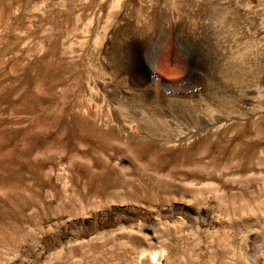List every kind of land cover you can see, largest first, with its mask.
Returning <instances> with one entry per match:
<instances>
[{
  "label": "rangeland",
  "instance_id": "obj_1",
  "mask_svg": "<svg viewBox=\"0 0 264 264\" xmlns=\"http://www.w3.org/2000/svg\"><path fill=\"white\" fill-rule=\"evenodd\" d=\"M23 1L0 0V264H264V227L254 225L264 222V113H232L220 127L211 123L223 114L204 115L208 103L239 92L228 58L237 36L223 39L201 11L209 2L236 9L240 35L254 37L262 55L264 0H192L188 9L200 19L187 20L178 44L170 30L165 45L154 36L112 50L94 44L106 26L167 0H119L110 13L115 0H36L43 21L25 48L41 54L29 67L30 88L19 75ZM93 47L103 51L104 69L108 60L123 64L134 83L151 64L169 88L161 101L166 125L192 131L190 140L144 144L138 136L127 152L114 126L82 115L78 95L106 92L134 96L132 111L143 115L138 86L134 94L116 95L113 82L90 91L82 64ZM244 92L237 106L264 103V72ZM201 125L207 130L195 133ZM197 212L207 213L206 223H197Z\"/></svg>",
  "mask_w": 264,
  "mask_h": 264
},
{
  "label": "bare ground",
  "instance_id": "obj_2",
  "mask_svg": "<svg viewBox=\"0 0 264 264\" xmlns=\"http://www.w3.org/2000/svg\"><path fill=\"white\" fill-rule=\"evenodd\" d=\"M191 2L192 0H167L165 1L164 5L161 6V4L156 3L147 11L132 10L128 16L126 15L127 13L124 12L119 15L118 19L114 24H112V26H106L104 28L103 35H98L94 40V44L112 50L116 46L125 47L124 45H131L133 39L135 38H141L144 42H152L151 38L155 36L157 40L156 43H159L162 46L166 44L168 41V35L171 34L170 32L172 31L171 35L173 36V40L176 45L179 43L177 37L178 34L184 32L185 29H187L186 26L189 24L187 23V20H189L192 25L196 26L198 20L200 19V17H198V14L200 13L197 14L195 11L191 13L189 11L188 6ZM118 3L119 0H115V3L110 7L109 13L115 11ZM42 5L43 2H37L36 0H24L20 8L21 13L22 10H25L26 12L25 14L27 19L25 18V15L23 16L26 19L27 24L26 26L23 25L25 26L23 30H20L21 34L26 40L25 43L23 42L21 47H24L23 52L26 60H23L20 64L19 75L24 73L27 83L30 79V74H28L29 67L35 66V62L40 58L37 56H39L41 53L38 49L35 51V54H32V52L28 51L25 47L29 40L35 37L36 33L38 32L37 29L33 27L34 24L37 22L40 24V22L43 21V18L40 16V14H38ZM201 11L202 13L206 14L205 16L209 15V18H212L214 23L215 21L217 22V27L220 31L219 35H221L223 39L231 35L237 36L234 39L235 44L233 43V51L230 54L232 56L229 55L228 58L230 61L232 60L235 62L234 67L236 68L237 76L233 77L232 79L233 82H236L235 85L238 87L239 92V94L235 96L233 95L234 97L232 98L226 97L227 100L224 99L221 94L217 95L219 99L223 98L225 102L220 99V101H217L216 103H208L205 106L204 115L206 117L213 118L217 113L223 114L224 118L215 119V121L211 123L215 127L223 126L225 122L234 118L231 116L232 113H235L237 117H258L260 113H264V103H255L256 105L248 103L247 105H252V107L248 109L239 107V105L237 106L235 101L242 102L245 96L244 89L247 83H251V85H260L261 74L264 72V50H262V55L261 53H257L256 49L259 46L258 41L255 40L254 37H249L245 31H243L244 33L242 32V35H240V30H244L243 26L240 27V23L238 22L240 21L239 19H242V14L236 9H232L230 6L226 7V5L221 6V4H213L212 2H209L208 4L203 5ZM172 20H174V23ZM20 52H22V50ZM102 54L103 51H100L97 47H93L89 57L85 59V63L83 62L82 64V73L86 78V85L89 87L90 91L93 92L97 88L105 91L106 88L111 87V82H113V89L116 92V95L118 92L126 90L134 94V87L138 86L137 90L140 92L141 96L140 110L143 111V115L140 116L137 114L139 112L135 113L132 111V108L135 107V99L133 98L134 96L128 97L123 95L124 97L119 98L117 96L109 95L107 92L104 95L91 93L92 96L87 98L78 95V111L82 115L91 117L97 123L105 121L106 124L104 126L107 124L114 126L118 132V135H121L124 138L118 144H120L121 147L127 152L134 151V147L131 146V144L135 137L138 136L143 137L144 144L149 143V138H155L159 140L162 145H175L179 142L190 140V138L193 136L192 131H182V129H180L177 125L172 127L166 125L161 101L165 100L164 95L169 91V88L164 80L160 78H154L152 70L150 69L151 64H149V66L146 68L141 66V76L137 78L138 80L135 82V84L134 82H131L132 78L129 79L125 75V66L123 64H118V62L108 60L109 67L104 69L102 67L103 65L101 64V59L103 57ZM105 79L107 80L105 83L98 82V80L105 81ZM153 86L156 95L154 101L151 102V90H153ZM26 87L30 88V84L28 83ZM230 87H233V85ZM35 89L38 91L40 90L39 86H36ZM25 91H27L26 88H23L20 91V94ZM33 94L36 96L35 93ZM40 95L42 96V94ZM234 107L237 109L235 110ZM193 128L195 133L207 130V127L202 125L201 127ZM110 159V156L105 161L103 159L105 166L110 163ZM168 176L169 175H166V177ZM64 183H66V181H64ZM242 207H244V205H242ZM206 217V212L195 213V219L198 221V224L206 223ZM254 225L258 228H262L264 227V222L255 221ZM243 226L246 228L247 225L243 224ZM152 258H154V256H152Z\"/></svg>",
  "mask_w": 264,
  "mask_h": 264
}]
</instances>
